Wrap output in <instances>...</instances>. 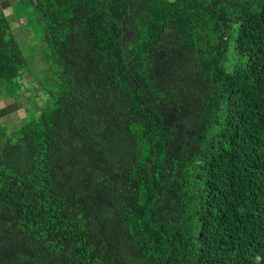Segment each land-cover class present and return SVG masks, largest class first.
<instances>
[{"label": "trees", "instance_id": "16d2710c", "mask_svg": "<svg viewBox=\"0 0 264 264\" xmlns=\"http://www.w3.org/2000/svg\"><path fill=\"white\" fill-rule=\"evenodd\" d=\"M23 1L60 70L0 123V264H264V0Z\"/></svg>", "mask_w": 264, "mask_h": 264}, {"label": "rangeland", "instance_id": "374dc122", "mask_svg": "<svg viewBox=\"0 0 264 264\" xmlns=\"http://www.w3.org/2000/svg\"><path fill=\"white\" fill-rule=\"evenodd\" d=\"M9 2L11 29L26 57L21 90L14 97L0 98V123L11 135L47 103L60 68L44 43L46 22L38 9L23 0Z\"/></svg>", "mask_w": 264, "mask_h": 264}, {"label": "crops", "instance_id": "0c3cea01", "mask_svg": "<svg viewBox=\"0 0 264 264\" xmlns=\"http://www.w3.org/2000/svg\"><path fill=\"white\" fill-rule=\"evenodd\" d=\"M9 5H10L9 0H0V8L6 16H8V13H7L8 7L7 6H9Z\"/></svg>", "mask_w": 264, "mask_h": 264}, {"label": "clouds", "instance_id": "9594fccd", "mask_svg": "<svg viewBox=\"0 0 264 264\" xmlns=\"http://www.w3.org/2000/svg\"><path fill=\"white\" fill-rule=\"evenodd\" d=\"M260 259H261V258H260V256H259V255H257V256H256V261H257V262H259V261H260Z\"/></svg>", "mask_w": 264, "mask_h": 264}]
</instances>
